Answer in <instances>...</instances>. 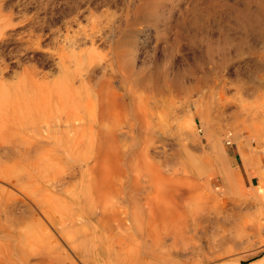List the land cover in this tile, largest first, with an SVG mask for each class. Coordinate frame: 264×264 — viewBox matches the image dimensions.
Wrapping results in <instances>:
<instances>
[{"label": "rangeland", "instance_id": "374dc122", "mask_svg": "<svg viewBox=\"0 0 264 264\" xmlns=\"http://www.w3.org/2000/svg\"><path fill=\"white\" fill-rule=\"evenodd\" d=\"M224 2L0 0L3 105L65 98L32 131L0 132V264H264V61L216 50L221 26L234 36ZM103 73L116 109L101 143L83 122Z\"/></svg>", "mask_w": 264, "mask_h": 264}, {"label": "bare ground", "instance_id": "6f19581e", "mask_svg": "<svg viewBox=\"0 0 264 264\" xmlns=\"http://www.w3.org/2000/svg\"><path fill=\"white\" fill-rule=\"evenodd\" d=\"M214 3H216V2H214ZM214 3H212V4H214ZM193 10L196 11V12H198L199 9L196 8V9H193ZM211 13H213V12H209L206 15L208 16ZM217 13H218V15H219L220 18L227 17V19H230L232 21V24H231L232 27L231 28L233 29V35L234 36L231 37V36L227 35V34H229V33H227V29L229 30V23L230 22L228 24H226L225 26H221V29L222 30L221 29L219 30V32H220L219 33L220 39H219V41H217V45L215 47L216 50H218V51H221L222 50L224 52L225 49H227L226 46H228V45L231 44V46H233L234 51H235L236 54L243 53L245 51L244 49L249 50L248 52H251V53H255V54L258 53V58H256L254 61L252 60V62L254 64H257L260 61H264V52H259L257 50V47L264 48V0H244V1H241V0H233L232 3H225L224 2V3L219 4V9L217 10ZM224 15H226V16H224ZM224 19H226V18H224ZM221 22H222V20L221 19H218V21H216L217 26H220ZM226 23H227V21H226ZM210 51H211V49H210ZM115 61H116V68H117L116 69V72L119 73V71L122 68V63L124 61H122V59L119 58L118 56H117V58H115ZM130 63H131L130 61H127V64L125 63V67H127V65H130ZM157 73H159V72H157ZM157 73H155V74H157ZM192 73L193 72L191 70L190 71L189 70H184L183 73H181V76H180L181 78H176V80L174 82H181L184 75L185 76L186 75H192ZM114 74H115V71H114ZM112 78H113L112 76L106 77L104 75V73H103L99 77V79H97L98 80V85H97V87L95 86L96 87V90L95 91L97 93L96 95L98 97V100H96L97 101V108L95 107L96 104L95 103H90V100L89 99H88L87 103H84V104L82 103L83 105H85V107L84 106L83 107L86 108L91 113V117H94V110H95V108H96V110H98L97 111L98 113L95 116L97 118H95V119L92 118L91 121H89V122L88 121H84L83 123L88 124L90 128L93 127V126H98L99 127L98 130L101 132V138H100L101 139L100 140L101 143L104 142L103 140L105 139V134H104L105 129L103 130V128L108 127V126H111V127H114L115 126V123L112 120V117L114 116L113 115L114 114L113 110H114V108L116 106V103H115L114 99H116V98L112 99V98H110L108 96V95L111 96V93L109 94V91L113 93V89H112V86H111L112 85ZM149 79H150V77H149ZM165 80L167 82V78L166 77H165ZM138 83L140 85H142L145 89H150V88L152 89V85L149 82H147V78H143V77L140 78L138 80ZM155 88L158 89V90H162L165 87L163 85H156ZM47 91H49V90H47ZM47 91L45 90V92H46V95L44 93L45 96L41 93L44 97L41 96V94L40 95H38V94L36 95V97H43L42 98V99H44L43 101H42V99L37 98V100L40 99L42 101L40 103H39L40 100H38V102H36V100H34V95L35 94L32 95L33 97L30 96V98H27L28 100H32L33 99L35 101V102L32 101L33 102V105L32 106L28 105L29 107L26 106L27 104H29V101H27L28 103L26 102V99H25L26 97L23 98L24 100L22 99L24 102H22L21 99H19V101L17 99V102L16 103L14 102L15 101V98H14V100L12 98V100H13L12 101V104L15 105L14 106L15 108H13V109H15V111L14 110L13 111H14V113L16 115L14 113H11L13 111H9L10 108L8 109L7 107H5V105H3L4 101H6L7 104H8V103H10V100H7L6 99L3 102L0 100L2 102V103L0 102V104H1L0 109H1V112H2V114L0 116V126L2 124L6 128L5 131H0V132H2V133L4 132V134H6L5 132L7 130L14 129L12 135L13 134L16 135V133L18 134V132L20 134V133H23V132H25L27 130L28 131H32L33 128H35V125L38 124V122H39L38 120L41 121V118H43L44 116H46L44 114V116L43 117L41 116V118L39 119V117L37 118V116H38L37 113L38 112L44 113L43 110H45V113L46 114L50 113L48 116L52 115L55 110H56L54 112L55 114H56V112L58 110H60V112H62L61 109L64 106L61 105V102L63 101L62 99H65V98H62L61 97L62 98L61 100L59 99V97L57 98V95H59L60 93L57 94L56 97L55 96H52L51 95L53 93L52 91L49 92V94L51 93L50 96H49ZM63 94H64V92H63ZM19 96L20 95H17V98ZM22 97H20V98H22ZM70 97L72 98V96H70ZM66 98H69V97L66 96ZM20 101L22 103H27V104L26 105L25 104H22V103H20ZM64 102H65V100H64ZM79 104H78V106H79ZM70 105H71V103H70ZM8 106H10V105L8 104ZM59 106H60V109H59ZM80 106L82 107V105H80ZM71 107H73V106L71 105ZM6 108L8 110V111L6 110L7 113L9 112L10 114H13V116L7 115V113L5 114L4 110ZM40 109L43 112L42 111H38ZM10 110H12V109H10ZM35 111H38V112L35 113ZM47 117H45L44 119L47 120L46 119ZM67 117H68V115H67ZM140 118H141V116H140ZM36 119H38V120H36ZM77 119H79V118H77ZM141 120H139V122H138V125L140 127L143 125V121H141ZM61 124L64 125V126H66V125H70V122H68V119H67V120L63 121ZM0 128H3V126H1ZM14 132H16V133H14ZM8 133H11V131L8 132ZM23 135H24L23 138H21L22 139V142H20V141L19 142L22 144V151H21L22 158L25 160V162H27L28 161V158L29 159L32 158V157H29L30 156L29 153L31 151V149H29V148L31 147L30 145L32 144L31 141H32L33 138L30 139L28 137V135H25V134H23ZM5 136H7V135H5ZM7 137H6L7 140L6 139H3V140L9 141V142H13L14 141V139L11 140L12 139V136H10L11 139H9L10 138L9 136H7ZM46 137H48V140H49V138H51L52 136L50 134L48 135V133H47V135L45 136V138ZM48 140H46V141H48ZM15 141H17V140H15ZM15 141H14V143H15ZM34 142H36V141H34ZM101 148L102 147L100 146L99 147V154L104 157L105 153H104L103 148H102V150H101ZM50 150H52V149H50ZM23 159H22V161H23ZM102 162H104V161H102ZM27 169H28V166H27ZM92 169H94V168H92ZM98 172L100 174L102 171L99 170ZM7 243L9 244V242H7ZM7 243L5 244V246L2 245L3 247L1 249L3 250V253L5 252L6 255L8 256L9 253H10V249H9L10 246H8ZM245 257L246 256L238 257L237 259L234 260L233 263L231 262V264H242V259L245 258ZM208 260H210V258H207V257H205L201 261H197L194 258H185L184 261L182 263H180V264H201L203 261H208ZM122 264H134V263H130V262H127L126 263V261H125Z\"/></svg>", "mask_w": 264, "mask_h": 264}]
</instances>
